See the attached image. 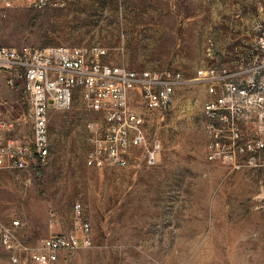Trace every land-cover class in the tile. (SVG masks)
Returning a JSON list of instances; mask_svg holds the SVG:
<instances>
[{
	"label": "rangeland",
	"instance_id": "obj_1",
	"mask_svg": "<svg viewBox=\"0 0 264 264\" xmlns=\"http://www.w3.org/2000/svg\"><path fill=\"white\" fill-rule=\"evenodd\" d=\"M0 16V44H98L106 61L136 70L181 72L170 110L142 105L148 136L160 138L150 166L133 148L125 167L86 164L93 148L90 111L79 97L49 113V157L39 168L0 169V224L15 226L27 251L42 238L73 229L80 202L92 226V245L64 251L55 264H264V162L208 158L202 106L206 92L197 70L216 66L232 75L264 61V0H68L35 10L12 0ZM0 70V109L19 120L16 136L31 128L22 80L10 86ZM0 264H14L0 245Z\"/></svg>",
	"mask_w": 264,
	"mask_h": 264
},
{
	"label": "built area",
	"instance_id": "obj_2",
	"mask_svg": "<svg viewBox=\"0 0 264 264\" xmlns=\"http://www.w3.org/2000/svg\"><path fill=\"white\" fill-rule=\"evenodd\" d=\"M68 0H28L35 10L63 7ZM12 0H0V16L12 8ZM108 49L85 46L0 44V70L8 73L10 86L22 80L26 117L31 124L28 141L16 136L17 117L0 109V169L23 171L39 168L49 157V113L67 109L77 96L90 111L102 114V124L88 125L93 148L86 164L102 168L125 167L133 148H141L147 163H158L160 138L148 136L146 123L132 105L130 91L136 90L144 108L161 114L170 110L181 72L172 69L136 70L107 62ZM195 81L205 85L202 106L208 158L225 163L264 162V61L232 75L216 66L197 70ZM73 229L44 237L40 248L30 254L37 264H55L64 251L92 244V226L80 202L73 205ZM0 224V245L19 264L21 245L15 226Z\"/></svg>",
	"mask_w": 264,
	"mask_h": 264
},
{
	"label": "crops",
	"instance_id": "obj_3",
	"mask_svg": "<svg viewBox=\"0 0 264 264\" xmlns=\"http://www.w3.org/2000/svg\"><path fill=\"white\" fill-rule=\"evenodd\" d=\"M43 239V238H42Z\"/></svg>",
	"mask_w": 264,
	"mask_h": 264
}]
</instances>
